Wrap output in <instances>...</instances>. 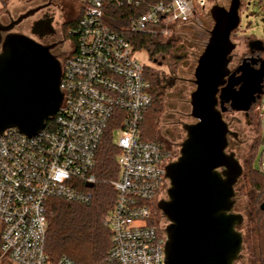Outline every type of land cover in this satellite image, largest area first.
<instances>
[{"label": "built area", "instance_id": "2783aa9c", "mask_svg": "<svg viewBox=\"0 0 264 264\" xmlns=\"http://www.w3.org/2000/svg\"><path fill=\"white\" fill-rule=\"evenodd\" d=\"M74 1V0H72ZM80 13L61 59L63 104L37 136H0V264H77L45 251L47 204L53 198L89 206L100 148L109 135L118 151L117 200L103 225L112 232L116 264H164L167 223L148 204L168 187L176 155L143 138L153 104L151 83L125 36L106 23L107 0H77ZM131 3L133 0H122ZM81 2V4H80ZM229 2V0H228ZM208 0H170L129 20L128 30L172 37ZM154 218V217H153Z\"/></svg>", "mask_w": 264, "mask_h": 264}, {"label": "water", "instance_id": "95a60500", "mask_svg": "<svg viewBox=\"0 0 264 264\" xmlns=\"http://www.w3.org/2000/svg\"><path fill=\"white\" fill-rule=\"evenodd\" d=\"M229 2L227 8L215 4L209 10L214 25L198 57L189 100L196 122L182 124L186 138L179 157L166 167L167 197L157 203L167 223L164 264H236L245 250L240 231L245 217L235 212L245 167L228 152L229 136L236 134L219 100L227 97L234 110L248 111L254 96L263 93L264 63L260 70L244 64L234 79L229 66L237 48L232 38L241 25L242 0ZM46 7L31 8L8 26L0 24V136L10 130L37 136L63 104L62 65L51 47L12 32ZM38 22L33 34H38Z\"/></svg>", "mask_w": 264, "mask_h": 264}, {"label": "trees", "instance_id": "16d2710c", "mask_svg": "<svg viewBox=\"0 0 264 264\" xmlns=\"http://www.w3.org/2000/svg\"><path fill=\"white\" fill-rule=\"evenodd\" d=\"M53 1L58 5H64L65 2V0ZM62 1L63 3H61ZM169 1L133 0L129 4L122 0H107L105 21L113 30L125 36L135 53L153 46L151 50L149 49L151 60H153L159 58L160 55L172 54L180 39L131 32L127 29L129 20L145 14L156 3ZM73 2L70 3L74 4ZM208 2L212 3V0H208ZM6 11L5 0H1L0 16ZM72 12L76 17L64 24L68 38L73 37L69 33L76 30L80 19L79 12ZM198 13L197 8H194L193 15L196 16ZM144 68L146 78L151 83L153 104L143 118V138L159 142L160 119L166 112V106L157 85L154 70L146 66ZM263 101L264 95L257 97L249 111L252 124L257 129L262 128L259 114L264 108ZM181 102L183 105L188 104V96H185ZM223 107L226 110L229 109L228 105H221V108ZM262 143H264L263 137L252 145L249 150L250 155L244 156L245 170L242 183H239L236 188L235 212L243 215L250 212L252 216V221L247 225L248 232L244 236V246L246 247L244 252L246 251L252 256L250 264H264V209L262 207L264 203V170L255 168L258 149ZM263 154L264 152L261 153V155ZM117 155L118 151L111 144L108 135L98 154V166L95 174L99 178V182L89 189L93 195L89 206L68 202L61 198H53L48 202L46 212L48 232L45 251L52 260L67 257L77 264H116L112 257L114 250L112 232L103 225V220L110 214L117 200V193L109 184L111 180L117 178L119 173ZM148 204L153 210L154 218L152 217V219L154 222L151 223L157 225V222L162 221L163 217L157 208L155 199ZM245 228L246 225L243 226V229Z\"/></svg>", "mask_w": 264, "mask_h": 264}, {"label": "flooded vegetation", "instance_id": "af4514ba", "mask_svg": "<svg viewBox=\"0 0 264 264\" xmlns=\"http://www.w3.org/2000/svg\"><path fill=\"white\" fill-rule=\"evenodd\" d=\"M29 2H36L37 5L35 7L46 6V5L47 7L43 8L42 10H40L38 13L35 14V16L37 17L35 21L32 22V24H29L28 26L25 25L24 23L25 21L28 20L27 19L23 21L21 24H19L17 27H15V29L12 32L21 33L23 35H26L34 39L38 43L43 44L44 46L51 47V53L58 60L61 61V59L63 58L68 48V37L66 36V32L64 30V24L68 21H71L72 19L76 17L74 15V12L71 11L70 6L68 7L63 6V10H62V14L64 15L63 22L55 24L56 9L59 7L61 8L60 5L56 4L57 2H54L53 0H30ZM64 9L68 10L67 14H65ZM25 11L26 10L20 12L19 14L17 13L12 14L11 12H8V8H7V11L3 15H1L5 17L7 20L3 22L2 19H0V24L3 26L10 25L13 22V20H16ZM193 21L195 20L191 19L189 22L181 25V27L187 28L189 26H192L191 27L192 30H190V32L188 33V37H193L192 40H194L195 43L189 38L180 39V42L178 43V45L173 49L172 54L160 55L159 58L153 59V63L155 65L153 70L156 75L157 85L160 89L161 94L163 96H166L168 92H173L176 100H179V101H183V98L185 96L190 97V94L193 91L189 94L188 90L195 88L194 84L192 83V80L194 79V72H195V68L197 65V60H198V56L195 51L199 47L200 41L195 40V37H194L195 32L193 31L195 28L194 27L195 23ZM35 22H38V26H37L38 34L32 33V26H33V23ZM55 25L57 26V29H59V31L56 30ZM236 35L237 34L234 33L233 37H235ZM255 41H261L262 43H253ZM200 44H202V42ZM247 44H248L247 52H245L243 56H241L240 58L235 53L236 50L234 51L235 54L233 55V60L230 63V65H232V69H230L231 73L232 75H235L234 79L241 76L240 68H242L244 64H251L252 68H254L255 70H260L262 67V64L264 63V41L254 39L253 41H249ZM250 44L253 45L254 49L251 48ZM238 46L239 45L237 44V48ZM262 87H263V93L256 94L254 96L255 100L253 101V103L256 102L257 97H261L264 95V81L262 83ZM234 89L238 90L239 86L238 85L235 86ZM223 100L224 102L221 99L219 100L220 108H221V105L229 106V109L223 112V115H225V118L227 120L229 118V115L231 114H234V113L243 114L245 117V120L247 121V125L253 131L257 130L256 126L254 127L253 125H251V120H250L251 118L249 114L250 108L248 111L234 110L231 107V101L227 102L228 101L227 97H224ZM229 112H231V114H229ZM176 113H177L176 118H178V120L172 121L173 124L176 126V129L171 131L169 123L161 122L160 131H159V140H160L161 146L163 150L165 151V153L166 154L169 153L170 155L171 154L176 155V152L173 151V148H176L175 146L179 144V140L181 136L184 134L186 135L184 130L181 129L182 128L181 126L182 124H184V122L186 123L187 121H181V119L179 118V116L182 115L181 112L176 111ZM187 116L189 120L187 124H192L196 122L195 119L190 117V115L187 114ZM232 124H233V120L231 122L228 121L229 129L230 131H232V133L236 134V137L231 136V135L229 136L228 152H233L237 157L238 156L237 150L239 151L241 150L244 142L239 138V133L236 132L237 129L231 126ZM239 124L240 122H238L236 125H239ZM177 148L179 149V151H177L178 155H176L174 158H177L179 156L181 146ZM237 158L240 159L239 156ZM166 190L163 192V196L161 199H165L167 197ZM243 226L244 224L240 228V231L242 233L244 230ZM241 258L236 262V264H240Z\"/></svg>", "mask_w": 264, "mask_h": 264}, {"label": "rangeland", "instance_id": "374dc122", "mask_svg": "<svg viewBox=\"0 0 264 264\" xmlns=\"http://www.w3.org/2000/svg\"><path fill=\"white\" fill-rule=\"evenodd\" d=\"M70 2H73V1L65 0L64 5H60L61 8L59 7L56 9L55 24L63 22V19H64V15L62 14L63 6L68 7L69 5L74 6L76 4L77 7H79L77 0H74V2H73L74 4H72ZM212 2L213 3H217V2L220 3L221 2V4H223L222 6H225L226 8L229 6V3H230V2H228V0H212ZM61 3H63V1ZM5 4L8 8V12H11L12 14H16V13L19 14L20 12H22L24 10L27 11L31 8H34L37 5L36 2H28V0H5ZM80 4H81V2H80ZM0 7H1V5H0ZM197 11L199 13L196 14V16L193 15V18H191V19L195 20V21H193L195 23L194 24L195 28L193 30L195 32V34H194L195 40H199L200 43L202 42V44L199 43V47L195 51L197 56L199 57V55L203 52L205 45L209 39V31L212 30L214 23H213V20L210 16V13H209V4H206L205 7L201 8V9L199 7H197ZM64 12H65V14H67L68 10L64 9ZM36 17L37 16L28 19L27 21H25L24 24L27 26L29 24H32V22L35 21ZM240 17H241L240 28L236 32L237 35L235 37H233V41L239 45L235 51V53L238 55L239 58L241 56H243V54L245 52H247V45H248L247 43L249 41H253L254 39L264 41V0H242V8L240 10ZM0 19H2L3 22H5L7 20L3 16H0ZM191 27L192 26H189L187 28L186 27L178 28L177 31H174V33L172 35L173 39L189 38L192 40L193 37H188V33L190 32V30H192ZM55 28L57 31H59V29H57L56 25H55ZM192 41H194V40H192ZM194 43H195V41H194ZM152 48H153V46H151L149 49L151 50ZM149 49H146V50H143L140 52H136V58L138 59V62L141 65H144L146 67H150L153 69L155 65L153 63V60H151V57H150L151 53H150ZM235 53H233V55ZM230 69H232V65H230ZM194 89H191V90L189 89L188 90L189 94L192 91H194ZM189 100H190V97H188V101ZM163 102L166 106V112L161 117L160 123L161 122L169 123L171 131L176 129V126L172 122L174 120H178V118H176V115H177L176 111H179L182 113V115L179 116L181 121L189 122L188 116H187V114L190 115V113H191V107H190L189 103L183 105L181 101L176 100L173 92H168L166 94V96H163ZM229 114H231V112H229ZM224 117H225V115H224ZM259 117L261 119L262 128L257 129L256 131H253L247 125V121L245 120V117L243 114L234 113V114L229 115L228 120L225 118L227 120V123H228V121L231 122L233 120V124L231 126H233V128L237 129L236 132L239 133V138L244 142L241 150L240 151L237 150V154L240 158L239 161H240L242 166H244V162H245L244 156L250 155L249 150L251 149L252 145H254L258 141H260L261 137H263V139H264V108L261 110ZM238 122H240V124L236 125ZM251 125H253L255 127V125L252 124V120H251ZM185 138H186V135L185 134L182 135L180 140H179V144L177 146H175L176 148H173V151H175L177 155H178L177 151H179V149L177 147H180L179 145L182 143V141ZM262 152H264V143H262L260 145V147L258 149L256 161H255V168L260 169V170H264V154L261 155ZM239 183L240 184L242 183V179L240 180ZM250 199L252 200L251 197H250ZM244 217H245L244 225H246V228L243 230V234L245 236V234L248 232L247 225L252 221V216H251V213L248 212V213L244 214ZM251 257L252 256L250 254H247L246 251L243 252V256L241 258L240 264H250L251 260H252Z\"/></svg>", "mask_w": 264, "mask_h": 264}, {"label": "crops", "instance_id": "0c3cea01", "mask_svg": "<svg viewBox=\"0 0 264 264\" xmlns=\"http://www.w3.org/2000/svg\"><path fill=\"white\" fill-rule=\"evenodd\" d=\"M0 5H1V0H0Z\"/></svg>", "mask_w": 264, "mask_h": 264}]
</instances>
